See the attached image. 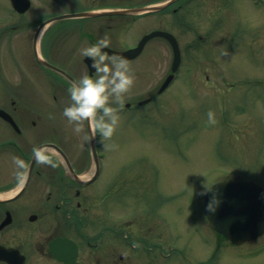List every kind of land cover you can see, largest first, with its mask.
<instances>
[{"label": "rangeland", "instance_id": "374dc122", "mask_svg": "<svg viewBox=\"0 0 264 264\" xmlns=\"http://www.w3.org/2000/svg\"><path fill=\"white\" fill-rule=\"evenodd\" d=\"M180 20L167 15L164 22L181 42L176 80L152 103L120 113L111 149L99 146L102 167L92 186L116 183L118 216L126 201L127 217L162 206L166 250L141 252L145 264H264V234L240 246L217 243L202 220L204 192L215 181L239 176L264 186V0H187ZM172 59L167 43H150L129 61L137 79L125 102L156 92ZM82 144L88 161L89 142Z\"/></svg>", "mask_w": 264, "mask_h": 264}, {"label": "flooded vegetation", "instance_id": "af4514ba", "mask_svg": "<svg viewBox=\"0 0 264 264\" xmlns=\"http://www.w3.org/2000/svg\"><path fill=\"white\" fill-rule=\"evenodd\" d=\"M159 1L28 0L27 6L16 0L15 6L0 0V109L7 112L0 114V248L16 249L23 264H133L134 240L146 255L164 253L165 211L159 204L140 216L119 219L116 183L102 189L74 177L88 166L83 133H72L62 115L70 105L69 76L78 80L95 72L81 48L107 35L109 49L125 51L153 30L164 29L167 15L181 24L187 0L157 11L123 12ZM113 11L122 13H108ZM167 42L155 36L143 51L150 43L164 49ZM60 99V105L53 104ZM50 144L64 151L74 172L63 155L46 147ZM130 202L124 203L125 214L132 210Z\"/></svg>", "mask_w": 264, "mask_h": 264}, {"label": "clouds", "instance_id": "9594fccd", "mask_svg": "<svg viewBox=\"0 0 264 264\" xmlns=\"http://www.w3.org/2000/svg\"><path fill=\"white\" fill-rule=\"evenodd\" d=\"M110 47V39L105 35L95 44L80 49V54L91 58L93 75H83L70 83L68 94L70 105L63 109V117L72 131L83 141L97 140L105 150H110L111 141L120 126V112L124 108L125 96L136 83V74L128 59L122 55L111 56L103 51ZM112 105H116L113 107ZM208 122L215 123L214 113L208 112ZM49 119L54 116L49 114ZM85 123L88 133H85ZM83 147V145H81ZM42 163H50L41 158ZM215 206L210 204L209 211ZM138 246V245H134Z\"/></svg>", "mask_w": 264, "mask_h": 264}, {"label": "water", "instance_id": "95a60500", "mask_svg": "<svg viewBox=\"0 0 264 264\" xmlns=\"http://www.w3.org/2000/svg\"><path fill=\"white\" fill-rule=\"evenodd\" d=\"M172 1L170 0L168 3ZM165 5L166 3L150 8L155 9ZM155 35H163L171 41L174 48L172 69L176 70L180 64L181 52L176 39L169 32H153L143 38L137 48L125 52H114V54L122 55L126 59L132 58L140 52L144 42ZM170 80L171 76L163 83L160 91L167 86ZM0 112L3 111L0 110ZM91 146L97 173L99 165L96 159L94 140H91ZM82 182L86 181L82 180ZM210 204L215 206L214 211H209ZM205 207L210 224L234 243L240 244L264 232V189L252 181L225 180L214 184L206 192ZM0 258L6 259L10 264H17L14 250H2Z\"/></svg>", "mask_w": 264, "mask_h": 264}]
</instances>
